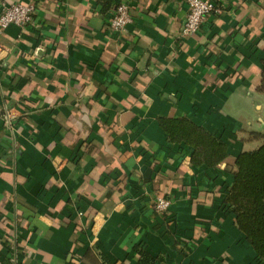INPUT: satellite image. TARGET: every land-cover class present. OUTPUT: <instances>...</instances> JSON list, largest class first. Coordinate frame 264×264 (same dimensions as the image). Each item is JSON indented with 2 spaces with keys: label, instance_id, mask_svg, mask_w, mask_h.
Returning a JSON list of instances; mask_svg holds the SVG:
<instances>
[{
  "label": "crops",
  "instance_id": "1",
  "mask_svg": "<svg viewBox=\"0 0 264 264\" xmlns=\"http://www.w3.org/2000/svg\"><path fill=\"white\" fill-rule=\"evenodd\" d=\"M17 1L35 12L24 31L0 30V264H136L140 243L156 264H257L218 197L225 167L258 145L248 134L264 133V0H220L224 12L189 37L183 0L0 10ZM121 2L132 21L111 33ZM163 117L221 139L225 163L192 166ZM156 197L170 201L171 223Z\"/></svg>",
  "mask_w": 264,
  "mask_h": 264
},
{
  "label": "trees",
  "instance_id": "2",
  "mask_svg": "<svg viewBox=\"0 0 264 264\" xmlns=\"http://www.w3.org/2000/svg\"><path fill=\"white\" fill-rule=\"evenodd\" d=\"M100 1L104 11L110 3L107 0ZM211 1L220 11L213 14H222L224 7L220 0ZM237 3L239 0H233L231 6ZM117 4L112 6L113 11ZM257 91L264 94V61ZM157 123L168 143L191 151L192 166L203 167L206 171L215 173L218 166L227 160L226 143L190 119L163 117L158 118ZM248 139L259 145L253 150L241 152L234 158L231 166L225 167L224 172L231 177V183L218 197L219 208L233 216L234 225L252 248L256 263L264 264V133H250ZM113 180L115 184L125 183L126 177L117 173ZM132 250L137 257L136 264H156L161 261L152 256L141 243L134 245Z\"/></svg>",
  "mask_w": 264,
  "mask_h": 264
},
{
  "label": "built area",
  "instance_id": "3",
  "mask_svg": "<svg viewBox=\"0 0 264 264\" xmlns=\"http://www.w3.org/2000/svg\"><path fill=\"white\" fill-rule=\"evenodd\" d=\"M187 7V14L181 27V36H193L200 30L209 15L219 13L211 0H183ZM35 5L32 1L4 3L0 10V30L14 26L21 31L30 26L33 22ZM131 15L128 5L124 2L118 3L106 22V27L111 33H121L131 23ZM7 126L10 129V119H7ZM170 201L163 197H156L153 202V209L156 214L166 216V220L173 221L169 213ZM166 221V222H167ZM193 240H187L192 246Z\"/></svg>",
  "mask_w": 264,
  "mask_h": 264
},
{
  "label": "rangeland",
  "instance_id": "4",
  "mask_svg": "<svg viewBox=\"0 0 264 264\" xmlns=\"http://www.w3.org/2000/svg\"><path fill=\"white\" fill-rule=\"evenodd\" d=\"M258 145H259V143H258ZM258 145H257V146H258Z\"/></svg>",
  "mask_w": 264,
  "mask_h": 264
}]
</instances>
